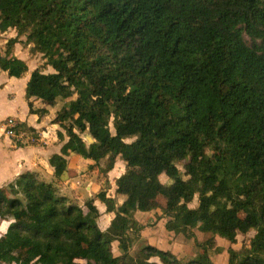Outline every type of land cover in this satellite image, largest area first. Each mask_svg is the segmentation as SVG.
Listing matches in <instances>:
<instances>
[{
	"label": "trees",
	"instance_id": "1",
	"mask_svg": "<svg viewBox=\"0 0 264 264\" xmlns=\"http://www.w3.org/2000/svg\"><path fill=\"white\" fill-rule=\"evenodd\" d=\"M10 23L19 29L0 69L25 33L32 52L55 58L54 73L33 71L27 96L67 104L57 137L98 166L96 200L114 216L101 230L52 184L23 173L9 183L15 198L0 190V219L11 220L0 264H213L220 241L250 232L229 264H264V0H0V34ZM29 111L47 114L31 103ZM118 160L125 172L109 197ZM157 197L167 231L194 242L182 256L132 252V211ZM198 224L208 227L204 242Z\"/></svg>",
	"mask_w": 264,
	"mask_h": 264
},
{
	"label": "crops",
	"instance_id": "2",
	"mask_svg": "<svg viewBox=\"0 0 264 264\" xmlns=\"http://www.w3.org/2000/svg\"><path fill=\"white\" fill-rule=\"evenodd\" d=\"M18 29L16 24L10 23L8 29L0 34L2 53L5 44L17 36ZM25 35L28 36V33L20 36L19 42L7 52V59L12 60L7 69H0V190L10 199L15 198L17 191L9 187V183L23 173H35L39 179L52 184L61 197L83 208L86 216L94 217L99 228L105 230L114 214L106 212L105 205L96 200L101 191L98 168L93 170L94 162L91 159L71 155L65 147L66 140L62 141L57 137V133L62 130L60 123L67 104L44 102L36 96H27V85L33 71L44 65L43 73H54L55 69L50 63L55 58L50 59L48 64L42 52L33 54L34 44L31 40L23 38ZM29 103L35 108L46 109L47 114H31ZM7 117H14L21 124H26L37 133V138L29 132L27 133L32 136L31 139L17 141L8 137L2 127V121ZM52 156H61L66 164L51 165ZM124 172L125 163L118 160L108 174V181L115 182ZM109 191L107 195L114 197L116 182L113 194ZM165 209V198L157 197L154 200L141 201L132 211L133 219L139 224L137 233L132 235V252H137L144 246H153L182 256L192 248L193 240L167 231L165 224L168 219L162 218ZM10 223L11 220L0 219V236L6 232ZM131 228H134L133 225ZM195 231L199 242H204L210 237L207 228L201 224L197 225ZM37 262L42 264L43 260L37 259L33 264ZM142 264L164 263L158 257H150L144 259Z\"/></svg>",
	"mask_w": 264,
	"mask_h": 264
},
{
	"label": "rangeland",
	"instance_id": "3",
	"mask_svg": "<svg viewBox=\"0 0 264 264\" xmlns=\"http://www.w3.org/2000/svg\"><path fill=\"white\" fill-rule=\"evenodd\" d=\"M9 38H12V37H9ZM23 38L28 39L27 35L23 36ZM19 39H21V38H19ZM58 50H59V48H58ZM37 51H39L41 53L42 49L36 48V50L33 54H36ZM84 82H85V86L88 87L89 82L86 79H84ZM111 130H112V128H111ZM112 132H113V130H112ZM85 138H87V137L85 136ZM96 167L98 168V166L96 164H93V170H97ZM179 169L181 170L182 166H179ZM160 178L162 179V181H165L167 179V177L165 175L160 177ZM98 180H99V183L101 185V183H103V181L100 179L99 168H98ZM109 186H110L109 190L111 191V192L110 191L109 192L111 194H113V191L115 189L114 180H112L111 183L109 182ZM195 205H196V200H194V202L192 204H190L189 206L191 208H193V207H195ZM206 228H208V227H206ZM253 234H254L253 232H250L246 236H242V235L238 234L236 244H233L231 246L227 243L223 244L222 241H220L221 244H219L217 246V248H215L213 251L210 252V254H209L210 261L213 264H229V255H230L231 251L233 249H239V248L241 249L242 252L247 251L249 240L251 239ZM193 245H192V247H193ZM36 264H39V262H37Z\"/></svg>",
	"mask_w": 264,
	"mask_h": 264
},
{
	"label": "built area",
	"instance_id": "4",
	"mask_svg": "<svg viewBox=\"0 0 264 264\" xmlns=\"http://www.w3.org/2000/svg\"><path fill=\"white\" fill-rule=\"evenodd\" d=\"M2 127L4 129V133L17 141L29 138L31 139V135L25 132L21 123L17 121L14 117H7L2 121Z\"/></svg>",
	"mask_w": 264,
	"mask_h": 264
},
{
	"label": "water",
	"instance_id": "5",
	"mask_svg": "<svg viewBox=\"0 0 264 264\" xmlns=\"http://www.w3.org/2000/svg\"><path fill=\"white\" fill-rule=\"evenodd\" d=\"M89 143H92L93 142V140H92V138L91 137H87V139H86Z\"/></svg>",
	"mask_w": 264,
	"mask_h": 264
}]
</instances>
